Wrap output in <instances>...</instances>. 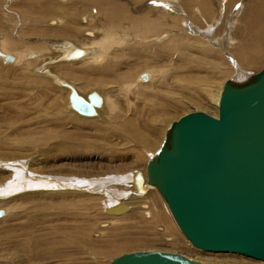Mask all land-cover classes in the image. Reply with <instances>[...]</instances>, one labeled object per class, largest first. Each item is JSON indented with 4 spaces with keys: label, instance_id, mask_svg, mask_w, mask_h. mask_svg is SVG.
<instances>
[{
    "label": "rangeland",
    "instance_id": "374dc122",
    "mask_svg": "<svg viewBox=\"0 0 264 264\" xmlns=\"http://www.w3.org/2000/svg\"><path fill=\"white\" fill-rule=\"evenodd\" d=\"M25 1L29 2L24 3ZM46 1L48 0H0V39L1 36H8L9 33L13 34V37L19 35L20 38L16 37L18 40H12L19 44L25 43L29 47L24 58L31 59L29 53H34L38 57L37 60H33L35 64L23 69L21 62L13 63V60L8 61L0 56V154H19L28 163L37 161L36 166L46 172L65 176L74 175L85 179L89 176L126 173L133 169L143 170L145 173L150 155L159 148L171 122L190 111L202 110L209 114L215 112L216 107L204 90L211 85L222 86L228 78L239 77L241 73H255L264 67V55L256 66L244 67L240 64L241 47L253 31L248 22L246 8H253L258 3L264 6V0H137V5H132L131 0H129L131 3L128 0H116L127 8L132 6L133 11L130 12L136 15L142 13L140 9L146 4L152 9V12H149L151 17L155 16L154 8L168 7L169 17L176 19L175 26L168 25L169 34L178 30L186 32L192 39L203 37L214 48L211 54L208 51L206 54L204 50L207 49L200 46L203 41L194 42L184 39L179 43L182 45L180 49L182 54L178 56L174 41L169 46H165V42H160L161 39L152 41L151 47L154 51L159 49L163 51L169 47L176 49L170 56L171 63L184 64V67L170 68L165 78L178 79V82L167 86L164 79H156L150 88L129 92L128 98L117 97L116 92L114 95L118 99H115L118 101V107L113 109V113H108L110 117L107 115L106 119L101 118L100 122L79 119L73 117L74 115L67 110V90L59 89L51 79L39 75L41 71L45 74L47 68L42 67L43 63L46 64L44 62L46 52H38L41 44H47L50 47L47 58L56 59L59 56L58 52L60 53L61 50L55 44L57 39L53 33L61 30L60 26H64L65 22L73 19L79 21V18L73 14L67 18L68 14L65 12L66 9L73 12L77 6L74 0H50L48 2L54 7L49 14L50 17L45 16L41 10ZM203 4H207V8L211 10L210 17L199 15ZM34 6L36 7L33 10ZM136 8L137 10L134 11ZM35 9L43 14L37 13ZM30 13L33 16L27 19L26 16ZM56 14L60 16H55ZM61 14H64V17ZM22 15L25 17L23 20L20 18ZM194 16H197L196 20ZM60 17H63L61 25L54 27L46 25L47 18L60 19ZM34 21H38V24ZM18 28L21 32H18ZM78 38L82 42L80 34ZM127 48L122 54H118V58H114L117 64L125 63L122 65L123 68L117 71L123 78L125 77L123 79L125 81L132 75L147 73L149 70L147 68L153 65L147 64L148 67L145 68L139 65L151 60L146 57L139 58L140 51L138 54L129 52L125 56ZM42 57L43 62L39 65ZM244 57L250 58L251 54L246 52ZM165 58L168 59L164 60L170 61L168 55H165ZM174 59H177V63ZM65 62L67 61H58L49 65L50 70L56 73L64 70L65 77H60L74 84L81 94L89 91L92 80L102 84L100 86L102 88L93 89H104V91L115 88L113 85L116 84L108 83L112 81V77L121 81V74L116 72L117 75L106 76L98 69L105 61L98 65L88 59L76 60L77 63L73 64ZM85 67L87 70L84 69ZM209 68H211L210 73ZM160 83L161 87H159ZM153 93L159 95L167 93L168 95L165 96L176 102V107L171 108L157 100L154 101L150 97ZM112 99L114 100V97ZM124 102H128V105ZM160 107L161 112H165L168 108V114L161 118L157 129L153 128L152 133L147 134L150 136L149 143L143 146L132 137L136 132H133L130 125L141 126V122L147 120L146 116L150 121L152 116L146 113L147 110L152 111L155 108L159 110ZM132 114L136 115L129 122ZM160 114L158 112L156 116ZM7 175L6 172L0 171V183L7 178ZM61 193L63 192L50 194L44 191L14 200L18 208L15 207L11 215L0 218V264H109L121 253L136 250L180 252L200 261L201 258H212V255L233 258L245 263L256 260L234 252L210 254L190 245L174 225L164 206L165 203L155 189L149 192L146 200L141 201L148 205L147 209L142 208L139 199L135 198L131 203L129 202L130 213L115 218L104 212L99 203L100 198L97 196L72 191L63 195ZM146 211L151 215L154 214L156 219L146 216ZM102 223L107 226L102 227ZM167 235L173 240H166Z\"/></svg>",
    "mask_w": 264,
    "mask_h": 264
},
{
    "label": "bare ground",
    "instance_id": "6f19581e",
    "mask_svg": "<svg viewBox=\"0 0 264 264\" xmlns=\"http://www.w3.org/2000/svg\"><path fill=\"white\" fill-rule=\"evenodd\" d=\"M48 1H50V0H48ZM48 1H46L42 5L41 10L45 14V16L51 17V15H49V14L54 10V7H53V4H50ZM28 2L25 1L24 3H28ZM74 2H75V5L77 7H75L73 12L69 9H66L67 11H65V12H67V14H68L67 18H69L73 14L74 16L79 18V21L77 19H73V20H70L69 22H65L64 26H60L61 30L55 31L53 33L54 37H56V39H57L55 44L59 48V50H61L60 53L58 52L59 56H57L56 59L47 58V54L50 51V47L47 44L46 45L41 44L38 47V52L39 51L46 52V53H44V55H45V59H44L45 61L44 62L46 64L43 63L42 67L43 68L45 67V69L47 68V70L45 71V74L44 73L42 74L43 71H41L39 73V75L51 79L55 83V85L59 87V89L61 88V89L67 90V93H66L67 94V96H66V101H67L66 107L68 108L67 110H68V112H70L71 114L74 115L73 117H76L79 119L96 120V122H98V121L100 122L101 118H105V116H107L108 113H113L114 112L113 109L118 107V101H115V99H117L118 96L128 98L129 92L131 93L135 89L136 90H139V89L145 90L148 87L150 88L151 84L156 79L157 80L164 79V81L166 82L165 85H167V86H170L171 85L170 83L178 82V79L174 80V78H170V77H168V78H170V79H168V78H165V75H166V73L169 72V69L172 67H176V66L184 67V64H172L171 63L172 58H170V56L173 54L174 51H176V49L178 52V56H179V54H182V52L180 50L182 45L179 44L180 42H182V40H184V39H186L188 41L194 40V42H197L200 40L203 41L202 43H200V46H203L207 49V50H204V53H206V54H208L206 51L210 52V54H211V52L214 48V47H211L210 44H208L207 41L203 37H200L199 39L198 38L192 39V37H190L186 32H180L178 30H177V32H175L173 34H169L170 32L168 31V29L172 25L175 26L176 19L173 18L172 16H170V17H172L170 19V17H169L170 9L168 7H165V6H162L161 8H158V9L154 8L155 12L153 13V15H155V16L151 17L150 16L151 14H149V12H152V9H150L147 4L144 5L140 9V11H142V13L136 15V14H134V13L132 14L130 12V11H133L132 10L133 7L131 5H129V6H131L130 8H127L124 5H122L120 2L118 3L116 0H102L101 2L96 1V0H74ZM131 2L130 3L132 5H137V3H138L137 0L136 1L131 0ZM35 3H37V2H35ZM39 4L41 5V3H39ZM57 5H59V4H57ZM206 5L207 4H203V6L201 7V13L199 15H201V16L203 15L204 17H210V15L212 13L210 14L211 10H209ZM31 6H32V4H31ZM31 6H30V9H31ZM27 7H28V5H27ZM35 7L36 6L32 7L33 10ZM39 7H41V6H39ZM145 8H146V10H145ZM136 10H137V8L134 11H136ZM36 12L38 13L40 11L36 10ZM43 13H41V14H43ZM246 13H247L248 22L250 23V27L253 28V31L248 36L244 45L241 47L242 49L240 51V55L242 57V61L240 60V64L244 67H248L249 65L250 66H252V65L256 66V64L259 63V60L261 59V57L264 55V6H263V4L258 3L253 8H249V7L246 8ZM18 14H19V12H18ZM34 14H35V12H34ZM57 14L55 16H60ZM31 15L33 16V14H31V13L27 14L26 18L29 19V17H31ZM20 18H21V20L25 19L24 15H22ZM62 18L61 17H60V19L47 18L46 25L52 26V27L61 25V22H63ZM194 18L196 20L197 16H194ZM7 22H8V20H7ZM37 22L34 21V23H37ZM8 25H9V23H8ZM69 25H71V26L68 27ZM168 25L170 27H168ZM11 29H12V26H11ZM18 32H21V30L19 29ZM166 33H167V35H164ZM79 34L82 38V42H80V39L78 38ZM16 37L20 38L19 35H15V37H13V34H10V33L8 36L7 35L1 36V39H0V56L2 58H5L6 55H10L12 59L8 60V61L13 60V63L14 62H21L23 64V69H27L28 67H31V64H35V62L33 60H37L38 57H36V55L34 53H32V54L27 53L28 56H31L32 58L30 59V57H29L28 59L27 58L25 59L24 54L26 53V50H28L29 47H27V45L25 43L19 44L18 42H14V40H18V39H16ZM12 39H14V40H12ZM160 39L162 40L160 42H163V43L165 42L164 43L165 46H169L170 43L172 41H174L176 49L175 48L172 49L169 47V48H165L166 50H163V51H161V49L154 51L153 47H151L152 41L160 40ZM153 45H155V44H153ZM126 47H128L127 50L135 48V47H137L138 49L136 48L135 50H129V51L126 50V53H124L125 56H127L126 54H129V52L134 53V54H138V51H140V54H138L139 58L146 57V58L151 59L149 61H146L147 63L144 62L142 64H139L144 68L148 67L147 64H150V65L153 64L152 66L147 68L150 70V72L148 70L147 73H142L140 75L136 74L135 76L132 75L131 77H129L130 79H127L126 81L123 80L125 77L123 78L122 74L117 72V71L119 69L121 70L122 65H124L125 63L123 62L124 63L123 64L121 62V64H117L116 62H114V58H118V54L119 53L122 54V51ZM52 49L54 50V48H52ZM189 49H191V48H189ZM239 50H236V52ZM246 52L249 55L251 54L250 58L246 59L244 57ZM53 53H55V52H53ZM165 55L169 56L170 61L164 60V59H168V58H165ZM127 58H130V57H127ZM86 59H88L89 61L95 62V64H97V65L100 62L105 61L106 64L105 63L101 64L98 67V69L102 70L103 74L106 76H111V75L115 74L116 72H117V74L118 73L121 74L120 75L121 81H119L118 78L116 80V79H113L114 77H112V81L108 82V83L116 84L115 86L113 85V87H115V88H112V90L107 89L108 91L107 90L104 91V89L103 90L97 89V88L93 89L95 87L102 88V87H100V86H102V84L100 85L99 81H97V80H92L90 83L92 85H91V88H89V91L87 93L81 94L76 89L74 84H72L71 82H68L67 80H64L62 78V77H65L63 75L64 74L63 72H65L64 70L61 73H59V72L56 73V71L50 70V66H49L53 63H57L58 61H67V62H65L66 64H71V63L73 64V63L78 62V61L76 62V60L85 61ZM237 59H239V58H237ZM174 61H175V63H177V59L176 60L174 59ZM42 62H43V57L40 60L39 65H41ZM136 64H135V66H136ZM37 67H39V66H37ZM86 67H87V65H86ZM86 67L84 69H86ZM37 69H39V68H37ZM65 69H67V67H65ZM126 69H127V67H126ZM88 70L91 71L90 68H88ZM172 70H174V69H172ZM89 71H88V73H89ZM124 72H126V71H124ZM208 72L209 73L211 72V68L208 69ZM37 73H35V74H37ZM122 73H123V71H122ZM117 74H115V75H117ZM250 74H253V73H241V75L239 77H234V79L242 80V79H245L246 77H248ZM237 75H238V73H237ZM60 76H62V77H60ZM91 76H93V75H91ZM95 76L97 77V75H95ZM69 78H71V76ZM126 78H127V76H126ZM118 81L120 83H118ZM106 86H107V84H106ZM162 86H163V84H162ZM159 87H161V83H160ZM212 87H216V85H211L204 91H205L207 97L209 98V100L216 107L214 109L215 112L211 113L212 115L215 116V114L217 113V110H218V104H219L220 94H221L223 85L217 86L216 88H212ZM172 89L175 90V88H172ZM161 91H163V90H161ZM116 92H117V94H116ZM114 93L117 95V97H116V95H114ZM91 95H94L93 96L94 98L92 100L91 99L89 100V97ZM165 95L167 96L168 94L166 93ZM165 95L163 93H162V95H159L157 93H153L152 96H150V97L154 101L157 100V102H159V103H162L164 105H169L171 108L176 107V102L171 101L172 99L169 96L166 97ZM171 95H173V94H171ZM112 96L114 97V100L112 99L113 98ZM80 98H84L88 101H91L93 108H94L93 114H91V115L82 114L81 112L77 111L74 108V103L76 101H78ZM147 99H149V98H147ZM124 103H126V102H124ZM162 104H157V105L160 106ZM178 104L179 103H177V105ZM149 110H147L146 113L151 114L152 118L150 119V121H148V116H146L147 120H143L144 122L143 123L141 122V126L137 125L139 128H136L137 126L133 127L132 125L129 124L130 127L133 128L132 129L133 132H136V133H134V135H132V137L135 138L138 143H142L143 146H146L149 143L148 137H150V136H148L147 134H151L152 133L151 131L153 130V128L157 129V127L160 126L159 123H161L160 122L161 118L165 117L169 111V109L167 108V110H165V112H161L162 111L161 107L159 108V110H158V108H155L152 111L151 110L149 111ZM100 112L103 114V116ZM158 112H159V114L161 113L160 114L161 117L156 116V114ZM132 115H131L132 118L129 117V119H130L129 122H131V120L134 118V116L136 114H132ZM108 117H110V116L108 115ZM153 119H156V120L153 121ZM164 119H166V118H164ZM170 124H169V126H170ZM135 128L137 129V131ZM158 131H160V129ZM36 164H38L37 161L35 163H30V161H29V163H28L27 160L24 157L19 156V154L18 155L9 154V153L8 154H0V171L2 173L6 172L8 174L7 178H5L0 183V218H5V217L11 215L13 213L12 210L15 209V207H16V209L18 208L17 207L18 205L16 204V202H14V200L22 198L26 195H32V194L37 195L38 193L40 194L41 192H44V191L49 192L50 194L55 193V192L67 193L69 191H72V192L86 193L89 195L97 196L98 198H100L99 203H101V207L104 210V212L108 213L107 215H109V216H114V218H115L118 216H123L125 214H129L131 211L130 206H129V202L131 203L132 200H134L135 198H137V200L139 199V202L141 203L142 200H146L147 195L149 194V192L152 189L157 190L156 187H154V186L145 185L146 180H147L146 169H145V173L143 172V170L141 171L138 169H133L131 171H127L126 173L123 172V173H119V174H109V175H103V176H98V177L89 176L85 179V178H77L74 175H66L65 176V175L53 174L52 172H46V170L40 169V167L36 166ZM146 165H147V163H146ZM138 172L142 176V181H141L142 186L143 187L146 186L143 191H141L139 188V185H141V184H139L140 181L138 179ZM55 175H57V176H55ZM67 176H69V177H67ZM63 193H61V194L63 195ZM116 193H117V195H116ZM161 198H162V196H161ZM162 201H163V203H165L163 198H162ZM119 204H123V205L127 206V210L121 214H115V213L107 212V209L109 207L117 206ZM141 204H142V208H145V209L148 208L147 204H143V203H141ZM164 206L166 207L168 214L170 215L174 225L180 231V229L178 228L176 222L174 221V219H173V217L169 211L167 204L165 203ZM146 212H148V211H146ZM146 212H145L146 216L149 215L150 218L156 219L154 217L155 216L154 214L151 215L150 212H148V214ZM101 226L106 227L107 224L102 223ZM180 234H182L181 231H180ZM182 236H183V234H182ZM165 239L168 241L173 240V238L170 235H167L165 237ZM185 240L191 245V243L186 238H185ZM124 253H128V252H124ZM208 253H210V254L211 253L212 254H230V252H214V251H208ZM231 253H233V252H231ZM121 254H123V253H121ZM212 256H213L212 258H201L202 262L207 263V264H219V263H221V264H264V261H260V260H254L252 263H249V262L245 263V261H236V259H233V258H228V257H223V256L217 257L216 255H212Z\"/></svg>",
    "mask_w": 264,
    "mask_h": 264
},
{
    "label": "water",
    "instance_id": "95a60500",
    "mask_svg": "<svg viewBox=\"0 0 264 264\" xmlns=\"http://www.w3.org/2000/svg\"><path fill=\"white\" fill-rule=\"evenodd\" d=\"M74 108L94 112L84 98ZM146 175L145 185L156 187L194 247L264 261V67L245 79L224 81L216 116L195 110L171 122ZM138 179L141 184L139 172ZM145 187L139 185L141 191ZM126 210L119 204L107 212ZM109 264L207 263L180 252L136 250Z\"/></svg>",
    "mask_w": 264,
    "mask_h": 264
}]
</instances>
